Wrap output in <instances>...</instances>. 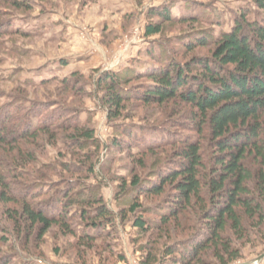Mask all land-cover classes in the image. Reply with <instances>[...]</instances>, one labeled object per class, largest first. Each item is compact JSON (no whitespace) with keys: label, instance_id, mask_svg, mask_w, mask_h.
<instances>
[{"label":"trees","instance_id":"1","mask_svg":"<svg viewBox=\"0 0 264 264\" xmlns=\"http://www.w3.org/2000/svg\"><path fill=\"white\" fill-rule=\"evenodd\" d=\"M34 10V0H0L1 49L7 37H28L14 31L13 14ZM148 19L145 38L162 35L166 25L191 32L173 38L175 50L165 41V50L149 51L141 70L99 75L95 92L109 122L129 120L125 105L134 102L161 107L158 121L185 110L192 133L178 135L176 118L115 125L119 134L106 148L125 151L134 164L130 178H117L119 213L104 202L97 173L101 144L80 120L79 107L54 104L41 111L26 93L51 82L78 88L82 77L74 72L37 82L23 79L21 70L0 73V83L13 86L0 90V264H31L34 256L25 250L52 230L81 249L97 243L95 250L112 254L114 230L128 216L149 238L139 247V264H232L242 247L263 240L264 0L221 13L187 5L181 16L154 8ZM169 105L175 113L167 112ZM49 146L73 157V165L60 153L38 168ZM155 150L163 152L150 168L146 157ZM148 168V176L139 173ZM141 197L162 202L143 209Z\"/></svg>","mask_w":264,"mask_h":264},{"label":"rangeland","instance_id":"2","mask_svg":"<svg viewBox=\"0 0 264 264\" xmlns=\"http://www.w3.org/2000/svg\"><path fill=\"white\" fill-rule=\"evenodd\" d=\"M34 1L33 12L22 14L15 12L11 17L14 31L24 30L28 37L15 36L5 39L6 50L0 48V73L9 74L21 70L23 79L37 82L62 78L74 72L82 77V86L78 88L72 85L71 89L65 90L59 84L51 82L49 85L26 89V93L31 100L41 104L37 107L41 111L54 104H60V110L79 107L80 120L88 121L94 129L95 138L101 144L97 173L103 184L101 193L104 202L114 213H119L121 207L114 200L115 188L118 186L117 178H130L134 164L125 151L121 150L122 152L118 153L106 148L109 140L119 134L115 131V125H142L143 121H146V124H154L176 118L174 121H177L175 129L178 135H191L192 124L188 122L189 116L185 110L175 113L176 109L173 111V106H166L167 112L173 111L172 113L177 115L171 114V117L162 115L161 119L166 120L158 121L160 113L164 112L161 107L145 108L134 102L125 105L124 115L131 116L129 120L109 122L106 110L99 100L100 94L95 92L94 82L99 75L107 72L143 69L141 63L150 62V58L146 56L149 51L154 49V52L159 53L165 50V41H169L168 47L175 50L173 38L181 39L191 32L182 25H166L162 35L145 38L144 29L150 22L148 15L154 8L169 7L174 16H181L187 5H196L197 9L204 7L221 13L223 10L246 6L250 4V0ZM195 27L206 31L208 29L202 25ZM157 41L162 42L163 49L159 47V50ZM81 88L84 91L79 90ZM12 89L10 83H0L2 91ZM161 152L163 150H155L152 155L146 157L150 162L149 167L159 158ZM60 153L67 157V161L70 160L69 163L74 162V158L69 154L59 151L57 147L49 146L45 150V156L39 155L38 168L40 164L50 166ZM60 168L56 169L60 171ZM150 168L139 173L148 176L151 173ZM28 170L31 172L33 167H29ZM57 180L59 181V178L56 176L52 177V181ZM161 202L160 198H140L143 209H150ZM129 217L124 223L118 222L114 230V237L111 240L112 254L95 250L97 243L89 245L88 249H81V245L72 237L62 236L55 230L47 233L40 245L35 244L31 246V251L29 248L25 251L34 256L30 259L31 264H139L142 259L139 247L148 244L149 238L138 234ZM120 255L124 260L118 259ZM232 264H264V238L258 243L242 247L241 259Z\"/></svg>","mask_w":264,"mask_h":264}]
</instances>
